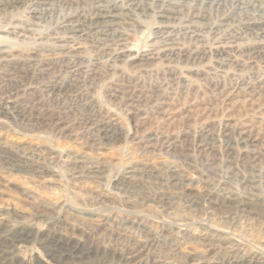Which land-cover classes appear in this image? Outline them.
I'll use <instances>...</instances> for the list:
<instances>
[{
	"label": "rangeland",
	"instance_id": "374dc122",
	"mask_svg": "<svg viewBox=\"0 0 264 264\" xmlns=\"http://www.w3.org/2000/svg\"><path fill=\"white\" fill-rule=\"evenodd\" d=\"M70 1L74 2L72 10L85 13L89 12L88 9L94 2L93 0ZM77 1L80 2L77 3ZM81 2H84V6L81 5ZM54 6L56 7L52 17L43 18V21L42 18L31 19L36 23V30L42 39L37 40L39 36L28 35L30 40L20 44V50H24L23 52L26 50V54L33 52L32 48H40L38 47L39 44L46 43V40L53 35V31H57L58 28L56 27L60 18L68 13L69 8L58 7L59 5ZM259 6L256 0H222V6L219 7V10L213 7L204 9L206 19L200 23L218 24L220 20L225 19L227 21L231 20L230 22H238L239 19L243 18L245 20L253 15L252 13L257 11ZM27 8H29L28 5L23 7L18 14L28 16ZM240 10L243 12L241 13ZM224 29L221 28V32L206 34L204 44H200L205 46H210L213 43L225 44L221 42L222 35L229 32L224 33ZM142 32L146 33L143 29L140 33L128 34L126 39L130 50L128 48L129 51L125 52L117 63H113L108 55L96 51H87L81 55V58L77 59L82 66V70H86V66L93 63L94 66L91 68L94 69L96 75L94 79H91L92 81L81 85L83 86L82 89L88 94L91 104L100 108L102 113L108 116L123 132L121 139L109 140V142H89L86 136L83 135L82 127L75 123L74 113L69 110H65L61 114L62 116L57 115L64 122L60 133L48 127L24 130L16 124L15 119L17 118L9 110L10 115L0 116V152L5 153L7 151L10 155L18 156L19 162V169L18 167L6 166L3 168V165L0 164V223L6 228L32 226L34 231H38L40 235L56 234V236L69 242L70 245H78L83 253L91 257L90 262H94L92 264L100 262L96 258H98V254L103 248H113L120 252L123 251L121 243L131 247L135 242H147L148 236L146 234L151 233L153 235L159 230L162 233L158 235V242H160L158 246H162V250L172 248L183 252L191 251L194 254L196 253L195 256L197 255L196 257L200 258L202 262L211 258L210 253L207 252L211 246L224 243L238 246L246 257L264 259V224L260 217L251 215L249 212L248 215L247 212L226 213L220 205H216L219 198L217 196L228 193L233 196L246 197L253 202L261 203L264 200V184L261 183V177L258 178L259 175L264 173V128L259 124L260 121L264 120V107L261 105L262 110H252V102L259 97H253V99L246 95L247 83L252 81L251 78L254 76L264 77V62L260 59H248L245 47L243 48V50L245 49L244 53L236 57V64L238 65L233 70L219 67L214 62L212 51L206 52L207 55L204 54V58L202 57L203 59L195 64L177 56L162 57V55L157 54V49L160 48L153 47L150 44L140 49L136 56H133L136 53L135 47H141L145 41L146 35ZM241 35L237 37L239 40H232L230 45L238 47L239 45L247 46L254 42H264L263 37L259 38L248 35V33ZM182 45H184L183 41H176L175 46L181 47ZM228 57L222 55L219 60L222 62ZM170 67L175 68L177 73L183 77L185 83L182 86L170 87L167 84L165 85L162 77ZM3 68L0 67V96L9 83L12 84H9L11 86L9 88L23 86L14 72L11 73V71ZM68 70L66 68H54L53 73L45 83L48 79L49 83L60 82L62 78L68 77V73H65ZM240 79L244 82H241V85L239 84ZM127 81L135 83L138 86L139 94L142 96L140 101L132 104L131 110L121 107L119 101L115 102L114 99L109 97L115 91L120 90L121 87L120 91H124L123 86ZM45 83L27 84L26 88L30 86L32 88L31 93L38 98L42 95V84ZM217 90L218 93L215 92ZM262 91L259 95L264 97V90ZM153 96L154 98L158 96V99L151 103L145 99ZM263 97L259 100L260 104L263 103ZM51 109L56 112L54 107H51ZM206 109L211 110L212 113L217 110V114L214 113V115L216 114L214 117H208V114L205 115L203 112ZM225 127H228L229 130L247 132L250 130L254 132L249 138L255 140V144H247L244 149L248 152H255L260 157L253 164L255 169H253V174L249 173V169L244 168L246 167L245 161L242 156L240 157L237 150L230 153L226 152L222 138H217V141L206 147L205 150H198L194 143L184 140L171 145H162L156 140L144 143L136 139L148 131L153 133L155 137L157 135L159 137L160 134L166 131H171L174 134H180L181 132L194 134L204 129L219 137ZM221 161L222 164H220ZM92 168H99L102 174L99 179L86 180L83 175ZM212 169L214 173L211 172ZM246 171H248L249 176L245 173ZM238 174H241V177ZM250 176H255L254 181L256 184L253 183V186H251L252 183L247 184ZM119 182L121 186L114 187ZM137 184L138 187H136ZM205 192H212L217 196H213L211 203L208 201L194 203L192 196L202 195ZM159 193L173 195L166 207L145 201V198L149 195ZM65 206L66 208H64ZM85 210L89 211L86 212ZM134 212H137L135 214L143 222L148 223L149 221L148 224L145 223V228L142 229L144 233L136 227L124 225L125 217L131 213L134 214ZM108 216H112L110 221ZM105 217L107 218L106 231L102 227ZM53 218H59L57 225L51 222ZM113 225H115L114 228ZM100 230L101 232H99ZM89 231L92 233L89 234ZM121 232L126 235L125 238L119 239L117 233ZM90 236L91 238H89ZM105 237L107 238L105 239ZM136 239L137 241H134ZM194 249H197V251L194 252ZM43 256L40 250L27 244L19 249L16 261H20L21 264H34L31 260V257H33L40 264H49L47 258ZM168 262H173V259L169 258Z\"/></svg>",
	"mask_w": 264,
	"mask_h": 264
},
{
	"label": "bare ground",
	"instance_id": "6f19581e",
	"mask_svg": "<svg viewBox=\"0 0 264 264\" xmlns=\"http://www.w3.org/2000/svg\"><path fill=\"white\" fill-rule=\"evenodd\" d=\"M93 1H94L93 5L91 4L92 6L90 7V9H88L89 12L85 13V12H80V11L78 12V11L72 10L74 2L70 0H0V67L6 68V70L11 71V73L14 72L19 77L17 79H19L23 85V86H17L15 88H9L11 87L9 84L11 83L5 81L6 83H9V84L8 86L5 87V89L2 91V94L0 96V116L10 115L9 111H12L15 114V118H17V119L14 118L16 121V124H18L19 127H21L24 130H28V129L36 130L40 127H48V128H51L53 131L54 130L59 131L60 133V130H62L61 128L62 124H64V122L57 115H61L65 110H69L71 113H74L76 117L75 123L76 124L78 123V125L82 127L83 135L86 136L89 142L90 141H93V142L108 141L109 142V140L121 139L123 137V132L118 128L116 124L112 122V120H110L108 116H105L104 113H102L100 108L91 104L88 94L86 93L84 89H82L83 86L81 85H84V83L86 82L88 83L89 81H92L91 79H94V76L96 75L94 69L91 68L94 66L93 63L92 64L90 63L89 66H86V70H82V66L81 64H79L77 59L81 58V55H83L87 51H96V52L104 53L108 55V57L111 58V61L113 63H117L118 61H120V58L124 55V53L130 50L129 45L127 43V39H126V37H128V34L129 33L136 34L137 32L140 33L141 31H143V29L146 31V33L142 32L144 35H146L145 41L142 43L141 47L139 46H138L139 48L135 47L136 53H134L133 56H136L137 53L140 51V49L145 48L147 44H150L153 47L160 48V49H157V54L162 55V57L163 56L164 57L165 56H177V57L184 58V60L187 62L189 61L195 64L196 62L204 58L203 56L204 54H206V52L212 51L214 62L218 64L219 67L233 70L237 68V65H238L236 64L237 63L236 57L244 53L243 51L245 49L243 50V48L245 47L247 49L248 59H260L262 62H264V42H261V41L254 42L247 46L239 45L238 47L230 45L232 40H236V39L239 40V38L237 37L241 34L248 33V35L250 34V35H253L259 38L260 37L264 38V0H256V2L259 3L260 5L258 7L259 9L257 11H254V13L251 12L253 15L249 16V18L245 20H243L244 19L243 17H242L243 19L238 18L239 19L238 22L234 21L235 23L230 22L231 20L227 21L225 19L226 21L220 20V23L218 24L216 23L202 24L200 22L201 21L203 22V20L206 19L205 17L206 14L204 13V9L205 8L207 9V7L208 8L213 7L214 9L218 8L219 10V7L222 6V0H93ZM79 2L77 1V3ZM83 3L81 2V5ZM27 5L29 7L27 8L28 11H26L28 16L19 15L18 12ZM54 5H59L58 7H66L67 9L69 8L68 13L65 14L62 18H60L61 16L59 17L60 21L57 27L55 26L58 29L56 32L53 31L54 32L53 35L51 37L49 36L50 38L46 40V43L39 44L40 46L38 47L40 48H32L31 50L33 52L26 54L25 53L26 50L25 52H23L24 50H20V46H21L20 44H23L25 41L27 42L30 40L28 39V35L36 36V37L39 36L37 40L42 39L40 38L38 31L36 30V23H34L31 19L42 18V21H43L44 20L43 18L50 17V16L52 17V14L54 13L55 7H56ZM43 6H46V7H43ZM82 6H84V4ZM242 12L243 11H241V13ZM234 15H235V12H234ZM221 28L222 29L225 28L224 33L229 32V33L222 35L221 42H224L225 44L220 43L222 44L220 45L219 43L217 44L213 43L210 46L203 45L204 44L203 42L205 41V38H206V34L218 32L221 30ZM176 41H183L184 45H182L181 47L175 46ZM200 43H203V44H200ZM222 55H227L229 57L221 62L219 58ZM56 67L69 69L68 72H65V73H68L67 74L68 77L62 78L63 80L61 79V81L59 80L60 82H56V83L55 82L49 83L48 82L49 79H48V81L45 83L47 78L53 73L54 68ZM102 69L104 70V68ZM63 74H64V71H63ZM162 78H163L165 85L167 84L170 87L182 86L185 83L183 77L180 74H178L176 69L173 67H170L169 69H167L166 72H164V77ZM251 79L252 81L247 83L248 88L246 89L247 90L246 95H248L247 97H252V98L259 97V98H255V100L251 104L252 110L256 109L257 111H259V110H262L261 108L264 107V100L262 99L263 100L262 104H260V101H259L260 98L263 97L259 95V93H261V91L264 90V77L254 76ZM43 82L45 84H42V95L38 98L36 95L31 93L32 88L30 86L26 88L27 84L32 85V83L37 84V83H43ZM241 82H243L242 79H240L239 84ZM123 87H124L123 89L124 91H120L122 88L121 87L120 90L115 91V93L110 95L109 97L114 99L115 102L119 101V103H121L122 105L121 107L130 109V107L132 106V104H134V102H138L142 99V96L139 94L138 86H136L135 83L133 84L132 82L127 81ZM215 92L218 93V90ZM88 93L90 92L88 91ZM155 94H157V92H155ZM169 98L171 99V97ZM145 99L147 100V102L151 103L154 100H157L158 96H155V98L154 96L147 97ZM261 105H263V107ZM51 107H54L56 109V112L55 110L52 111ZM214 111L215 112L212 113L211 110L206 109L203 112L205 115L208 114V117L209 116L214 117L217 114V110H214ZM214 113L216 114L214 115ZM219 113H218V116H219ZM259 124L261 127L264 128V120L260 121ZM249 125H250V122H249ZM222 132L223 133L218 137L208 131H205V129L201 130L200 132L198 131L194 134H186V132L185 133L181 132L180 134H174L171 131H166L160 134L159 137H157L158 135L155 137L153 133L148 131L136 139H139L141 142H144V143L156 140L162 145H171L173 143H177V142L184 140L186 142L194 143L196 145V148H198V150H205L207 149L206 147L210 146L212 143L217 141V138H222L226 152L230 153V152H233L234 150H237L238 154H240V157L242 156V158L245 161L246 167L244 168L249 169L251 171V172L249 171V173L253 174L252 172H254L255 170L253 164L260 157L255 152H248V151H245L244 149L247 146V144L249 145L255 144V140H250L249 138V136L254 132L250 130L248 132L247 131H236L234 129L229 130L228 127H225V130ZM2 150L4 149L2 148ZM0 164L3 165V168H5L4 166L17 168L19 164L18 156L16 157L14 155H10L7 153V151L5 153L0 152ZM220 164H222V161ZM211 172L214 173V170ZM247 172L248 171H246L245 173ZM101 174H102V171H100L99 168L97 169L92 168L88 170L85 173V175H83V177L86 180H95V179H99L100 178L99 176ZM238 175L240 176L241 174H238ZM259 177H261L262 179L261 183L264 184V173L259 175L258 178ZM248 179H249V182H247V184L250 185L252 183L251 186H253V183H255L254 181L255 176H250ZM119 186H121L120 182L114 185V187H119ZM136 187H138V184ZM223 188L225 187L223 186ZM172 196L173 195L169 193H159V194H154L151 196L149 195V197L145 198V201L148 203L150 202V204L157 203L163 207H166L169 204V200L172 199ZM213 196H217V195H215L212 192H209V193L205 192L202 195L200 194L193 195L192 198L194 200V203H197V204L198 202H206V201L211 203L213 200ZM217 197H219L217 199L219 203L217 202V204L216 203L215 204L218 206L220 205L221 208H223L226 213H232V212L233 213H245L247 212V215H248V212H249L251 213V215L260 217L262 223L264 224V200L261 203L253 202L246 197H241L238 195L233 196L231 195V193H228L225 195L223 194ZM131 206L133 207L134 205H131ZM64 208H66V206ZM70 209L72 208L70 207ZM135 213L137 212H134V214L131 213L125 217L124 225L136 227L137 229H140L142 231V229L145 228V223L147 222H143L140 219V217L136 215ZM58 219L53 218L51 222L57 225L59 222ZM111 219H112V216H108V220L110 221ZM104 220L105 222L102 224V227L106 231L107 225L105 226V223L107 221V218ZM88 226H93V225H88ZM114 227L115 225H113V228ZM89 230H92V229H89ZM99 232H101V230ZM122 232L117 233V236L119 239L125 238L126 234ZM142 232L144 233V231ZM91 233L92 232H90L89 234ZM161 233H162L161 230H159L156 234H153V235L151 233H147L146 234L148 236L147 242H135L131 247H129L126 244L119 243L120 245H122V249H123V251H120V252H118L117 250L113 248L109 249L108 247H105L99 252L98 258H96L97 260L100 261L97 264H264V259H261V258L256 259L255 257H246V255H244L243 251H241V249L238 246L229 245L228 243L211 246L207 250V252L210 253L211 258L203 262L200 261L201 260L200 258L196 257L197 255L195 256L196 253L194 254L191 251L189 252H183L182 250L178 251V249H172L171 248L172 246L170 247L171 249L164 248L162 250L161 249L162 246L161 247L158 246V243H160L158 242L159 241L158 235ZM127 234H128V231H127ZM89 238H91V236ZM106 238L107 237H105V239ZM134 241H137V239ZM27 244H30L34 246L36 249L40 250L43 253V255L47 258V260L49 261V264H92L94 263V262H90L91 257L88 254L83 253V250L81 251L78 245L76 244L70 245L69 242H66L61 237L56 236V234L40 235L38 231H34V227L32 226H20L18 228H14V227L6 228L0 223V264H21L20 261H16L18 257V252L21 247H24ZM193 251L195 252L197 251V249H194ZM31 258L34 264H40L36 258H33V257ZM169 258L173 259V262H168Z\"/></svg>",
	"mask_w": 264,
	"mask_h": 264
}]
</instances>
